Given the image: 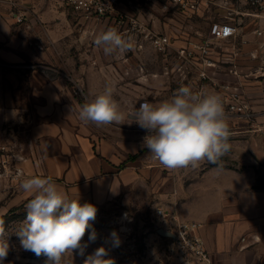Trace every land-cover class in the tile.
Masks as SVG:
<instances>
[{
	"label": "crops",
	"instance_id": "crops-1",
	"mask_svg": "<svg viewBox=\"0 0 264 264\" xmlns=\"http://www.w3.org/2000/svg\"><path fill=\"white\" fill-rule=\"evenodd\" d=\"M25 7L29 13L23 24L29 29L24 33L19 29L17 14L12 17L0 14V127L4 120L19 114V109L5 95L3 66L21 68L27 62L37 63L39 68L27 71L34 110L30 130L36 141L37 175L51 177L69 198L96 207L138 186L155 185L157 198L167 205L165 208L173 217L181 219L188 212L187 202L199 203L200 213L192 222L201 224L198 234L214 264H264V132L253 128L264 122V94L252 93L244 78L232 84L215 78L201 81L198 75L194 76L187 84L193 91L202 86L204 92L222 96V85L239 87L259 113V124L252 126L225 111L231 149L218 164L205 160L197 167L167 169L144 146L147 130L135 123L129 124L131 121L127 119V113L133 106L139 108L141 102L158 105L167 101L162 97L150 99L145 93L133 91V83L124 80L136 66L133 58L140 57V53L128 51V54L105 56L93 44L105 26L121 32L128 26L121 29L114 15L77 18L73 11L69 12L54 0L45 3L30 0ZM117 9H122L120 4ZM246 19L252 22L251 37L244 38L251 39L253 50L262 57L263 49H258L252 33L256 20ZM121 35L129 37L125 32ZM73 40L80 41L82 46L91 42L92 48L81 46L73 55L66 47L61 49L56 45L59 42L68 45ZM36 41L42 43L38 44L41 51H35ZM41 64L59 72L63 66V71L72 76L67 80L74 85L66 79L51 78L40 68ZM64 72L60 73L67 75ZM106 87L114 88L113 98L124 120L101 127L85 124L79 119L81 106Z\"/></svg>",
	"mask_w": 264,
	"mask_h": 264
},
{
	"label": "rangeland",
	"instance_id": "rangeland-1",
	"mask_svg": "<svg viewBox=\"0 0 264 264\" xmlns=\"http://www.w3.org/2000/svg\"><path fill=\"white\" fill-rule=\"evenodd\" d=\"M28 1L30 0H0V14L11 17L13 14H17L16 18L20 22L21 33L27 32L29 29L27 25L23 24L24 18L29 13L27 6L25 7ZM37 1L45 3L47 0ZM54 1L61 7L67 8L69 12L73 11L76 14L75 17L87 18L85 13L75 9L69 0ZM209 1L216 2V0ZM118 4L122 8L118 11L124 16L122 18L114 17L117 22L123 21L121 29L129 26L128 21L134 18L139 20L144 28L162 35H169L172 38L170 51L161 52L152 45L148 38L144 37V34L137 33L131 37L134 42L131 54L139 52L140 57L133 58V63L136 66L132 67L129 74L125 73L124 80L133 83V91L145 93L150 99L162 97L163 100H169L179 87L187 86L189 80L194 76H199L201 67H206L213 81L215 78L219 82L228 81L233 84L235 81L239 82L240 78H244L250 84L249 89L252 93L257 91L264 94V84H262L264 77L261 74L254 75L258 73L261 66L260 58L256 57V50H253L250 44L251 39L242 40L245 35L247 38L251 37L252 22L250 20L241 17L247 20V31L240 39L215 41L212 54L205 56L199 52L193 58L182 59L179 57L178 50L182 47L185 48L189 40L200 43V40L209 34L210 23L220 20L224 14H227L225 9L215 3H201L199 11H186L170 0H118ZM63 11L65 12L66 9ZM108 28L109 26H105L104 31ZM35 44H33L35 51H41V46L38 44L42 43ZM91 44V42H87L85 46H82L83 43L74 40L68 45L62 42L56 43L57 47L61 49L66 47L72 54L78 52L77 49H81V46L91 49ZM206 59L214 65L208 66ZM258 59L259 62H257ZM251 60L255 62H251ZM37 66L39 68L37 63L34 65L31 62L24 63L21 68L16 65L5 64L3 66L5 95L9 96V102L19 109V114L16 117L4 120L0 127V222L3 224L10 245L8 256L3 264H45L46 261V257L43 255L37 257L34 253L25 251L20 246L19 238L15 234L26 218L27 203L33 198L31 193L22 190L21 182L38 176L35 170L36 141L32 138L30 130L34 110L30 98V80L27 74L28 70ZM41 66H45V68H40L51 78L66 80L72 78L71 75L63 71L65 68L62 65L60 70L67 75L61 74V71L55 69L50 70L46 65L41 64ZM231 69L237 71V74L231 72ZM67 81L69 84H73L72 81ZM12 86L15 88L13 89ZM154 187L155 185L152 187L150 185L147 188L138 186L131 191H125L119 198L97 206L96 219L91 222L97 232L96 241L88 244L84 256L75 252L65 254L62 264H84L86 256L101 246L108 250V257L105 258H112L114 264H184L185 260L190 259L191 257L187 256L173 238L162 236L157 232L159 228H163L173 233L175 224L173 219L168 220L155 216L157 208L164 209L167 205L157 198L153 190ZM150 188H152V192ZM198 204L197 202H187L185 207L188 212H185L180 220L192 222L194 217L200 213L197 208ZM113 230L119 236L118 247H114L111 241L110 234ZM90 231L91 229L86 231L84 242H88Z\"/></svg>",
	"mask_w": 264,
	"mask_h": 264
},
{
	"label": "clouds",
	"instance_id": "clouds-1",
	"mask_svg": "<svg viewBox=\"0 0 264 264\" xmlns=\"http://www.w3.org/2000/svg\"><path fill=\"white\" fill-rule=\"evenodd\" d=\"M95 44L105 56L124 54L134 49L131 37H123L117 29L108 28L95 37ZM114 88L106 87L79 111V119L97 127L120 124L124 114L113 98ZM127 119L147 130L144 146L153 159L165 168L174 170L188 166L197 167L201 161L218 164L230 149L231 131L227 123L221 97L215 93L194 92L188 86L179 87L170 100L160 104L147 101L139 108L133 106ZM23 191L31 193L26 206V218L16 231L20 246L37 257L45 256V264H62L65 254L80 256L90 242H95L97 232L92 223L98 209L91 203H80L69 198L51 177L33 176L21 182ZM88 242L83 238L87 230ZM114 247L120 240L113 230L110 234ZM10 245L0 222V264L7 258ZM108 250L101 246L86 256L84 264H114Z\"/></svg>",
	"mask_w": 264,
	"mask_h": 264
},
{
	"label": "built area",
	"instance_id": "built-area-1",
	"mask_svg": "<svg viewBox=\"0 0 264 264\" xmlns=\"http://www.w3.org/2000/svg\"><path fill=\"white\" fill-rule=\"evenodd\" d=\"M170 1L179 5L186 11H199L201 3H215L227 12L220 20L210 23L209 34L204 39H201L200 43H196L193 40L187 41L188 45L178 50V52H180V58H193V56L199 52L207 56L214 52L213 45L215 41L239 39V37L243 35V28L246 22L245 19L241 18L242 16L256 20V26L252 29V33L258 41V49H263L264 54V0H216V2L209 0ZM69 3L75 9L82 10L87 18H100L106 15H114L120 18L124 16L122 13H119L117 9L118 0H69ZM117 23L121 24L123 21L119 20ZM128 25L127 30L124 32L127 33L129 37L137 33L144 34V37L148 38L158 51H170L172 38L169 35H162L151 29L148 30L144 28V25H142L139 20L134 18L128 21ZM118 32L120 34L124 33L121 31ZM242 40L246 41L247 39L244 38ZM256 57H258V55H256ZM259 58L261 66L257 71L258 73L254 75L257 76L261 74V76L264 77V55ZM211 64L214 65L209 61L208 66ZM199 70V78L201 81H212V77L206 67H201ZM230 71L237 74V71L234 69ZM222 89L224 94L220 97L226 112L233 113L240 120L252 126L259 124V122H257L259 113L253 108L247 95H245L239 87L225 84L222 85ZM201 91H203V87L199 86L194 92ZM253 128L254 130L264 132V122H262L260 126ZM155 216L157 218H167L168 220L173 219V223L175 224V229L173 231L175 238L173 239L176 244L183 249L187 256L191 257L185 260L184 264H214L209 251L205 247L203 239L198 234L201 226L200 223L183 222L179 218L173 217L168 209H163L162 207L156 209Z\"/></svg>",
	"mask_w": 264,
	"mask_h": 264
},
{
	"label": "water",
	"instance_id": "water-1",
	"mask_svg": "<svg viewBox=\"0 0 264 264\" xmlns=\"http://www.w3.org/2000/svg\"><path fill=\"white\" fill-rule=\"evenodd\" d=\"M157 232L162 235V236H165V237H171V238H175V235L169 231H166L165 229L163 228H159L157 230Z\"/></svg>",
	"mask_w": 264,
	"mask_h": 264
}]
</instances>
